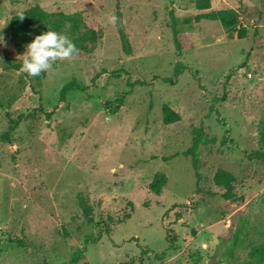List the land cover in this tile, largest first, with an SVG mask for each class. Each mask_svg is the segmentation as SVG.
Here are the masks:
<instances>
[{"label": "rangeland", "instance_id": "rangeland-1", "mask_svg": "<svg viewBox=\"0 0 264 264\" xmlns=\"http://www.w3.org/2000/svg\"><path fill=\"white\" fill-rule=\"evenodd\" d=\"M35 3L47 12L44 29L12 38L10 16ZM211 8L236 9L246 36L229 37L217 19L188 24L198 12L193 0H0V134L8 113H28L11 142L0 140V264L249 259L264 239V0H211ZM172 9L186 35L181 51ZM72 13L87 27L73 30ZM48 27L78 52L29 76L19 70L26 44ZM178 61L176 83L154 78L173 76ZM119 67L129 74L115 76ZM73 76L88 88L69 91L47 127L32 109L54 105ZM136 78L148 83L130 87ZM164 103L181 118L165 123ZM199 131L197 176L184 152ZM219 168L233 172L243 199L222 196ZM78 192L92 205V222Z\"/></svg>", "mask_w": 264, "mask_h": 264}, {"label": "trees", "instance_id": "trees-1", "mask_svg": "<svg viewBox=\"0 0 264 264\" xmlns=\"http://www.w3.org/2000/svg\"><path fill=\"white\" fill-rule=\"evenodd\" d=\"M193 3L195 8L198 10V12L195 13L193 16H187L185 18V21L188 24H191L192 20L198 22L204 18L213 19V20L217 19L221 22L223 28L225 29L229 37H235V35L236 37L246 36L247 28L243 26L237 27L239 23V17L236 9L234 8L213 9L211 8V0H193ZM169 13L171 19L170 27L172 30L173 44L177 51H181L186 44L185 31L179 25L178 19L174 14L173 9L170 10ZM21 14L23 15L22 17ZM46 15H47L46 10L39 3L32 4L18 12L13 13L9 18V26H10L12 38H15L17 36L18 31H24L30 28H34L40 31L43 30L46 24ZM68 18H70L71 20L73 30H78L84 26L87 27L86 23L80 21V18L77 13L69 14ZM88 30L89 32L85 34L86 38H90L93 41L96 40L97 31L94 28H89ZM6 60H10V59L7 57ZM13 66L17 67L18 65L14 64ZM181 66H182L181 62L178 61L173 76L154 75V78H161L165 82L176 83L177 74L179 73V71H181ZM105 71L107 70L103 68L102 71L99 73H103ZM122 71L129 74V71L124 67L115 68L111 72L118 77L121 75ZM95 76L93 77V80L95 79ZM229 78H230V73L227 75V79ZM147 83L148 82L146 81V79L143 78H136L134 80L128 79V85L130 87H133L135 85H143ZM86 88H88L87 84H83L79 82L76 76H73L70 80H68L62 85L60 89L59 100L54 105L43 107L42 104H39L38 106L32 109V112L40 111L41 113H43L46 119H48L47 127H50L51 126L50 122L53 114L65 105L68 92L74 89L85 90ZM225 96H226V92H224L222 98H225ZM119 101H122V99L119 98ZM210 109L213 110L214 105H210ZM162 112H163V120L165 123L177 121L181 118L180 113L167 103L163 104ZM217 113L219 114L218 111ZM27 116L28 113H24V112L18 113L16 116H11L8 113V126L0 134V140L11 142L12 132L16 129V127L19 125L21 121L27 118ZM200 140H201V131L194 134L191 145L184 152L186 155L191 156L192 165L195 170V174L197 176L199 175V171H198L199 159L198 156L196 155V150L198 148ZM260 154L264 155V153H260ZM213 179L217 185L222 186L224 188L222 192V196L225 199L232 200V199L244 198L243 195H239V196L237 195L235 191L236 177L233 174V172H231L230 170L225 168H219L214 173ZM165 183H166V177L163 174L162 179L160 180L161 187ZM153 186L157 191H160V188L156 187L155 185ZM197 190L202 192V189L200 188H197ZM208 192L210 195L215 194L214 191H208ZM77 202L83 214L87 217L88 221L92 222L94 220L93 208L92 205L86 200L82 192L77 193ZM86 240H88V238ZM81 255H82V251L78 250L73 254V258L76 260ZM248 257L249 259L243 262L242 264H264V239L261 242L251 246V248L248 251ZM44 264H49V263L45 261Z\"/></svg>", "mask_w": 264, "mask_h": 264}, {"label": "clouds", "instance_id": "clouds-1", "mask_svg": "<svg viewBox=\"0 0 264 264\" xmlns=\"http://www.w3.org/2000/svg\"><path fill=\"white\" fill-rule=\"evenodd\" d=\"M115 20V16L110 17L111 22H115ZM2 43H4L3 37H0V44ZM77 52L78 47L71 37L48 27L46 31L35 35L26 44V51L22 55L23 60L19 70L29 76H38L58 58H69Z\"/></svg>", "mask_w": 264, "mask_h": 264}]
</instances>
